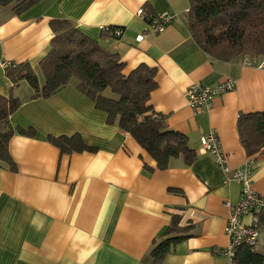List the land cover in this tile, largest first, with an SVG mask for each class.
Instances as JSON below:
<instances>
[{"label":"crops","instance_id":"crops-1","mask_svg":"<svg viewBox=\"0 0 264 264\" xmlns=\"http://www.w3.org/2000/svg\"><path fill=\"white\" fill-rule=\"evenodd\" d=\"M188 7V0H39L18 15L0 7V60L28 63L40 86L39 62L54 35V19L68 20L101 48L118 53L125 75L140 64L154 67L149 103L195 152L189 165L176 157L158 169L129 133L107 123L74 78L49 96L33 98L26 81L12 86L0 68V95L20 100L9 116L11 126L34 131L14 132L8 140L15 170L0 164V264H150L152 242L173 215L187 236L159 264H233L214 249L228 244L224 203L236 204L240 187L224 181L225 173L200 150V137L216 132L230 169L251 158L236 123L241 113L264 110V63L211 58L189 33ZM139 8L153 16L168 13L170 22L148 33ZM105 27L120 28V36H103ZM228 78L235 87L213 97L209 108L188 106L189 86ZM75 133L94 149L64 153L47 140ZM252 166V187L264 197V149ZM251 219L244 214L241 222Z\"/></svg>","mask_w":264,"mask_h":264},{"label":"trees","instance_id":"trees-1","mask_svg":"<svg viewBox=\"0 0 264 264\" xmlns=\"http://www.w3.org/2000/svg\"><path fill=\"white\" fill-rule=\"evenodd\" d=\"M39 0H0V7L9 6L11 12L20 14ZM187 25L193 41L211 58L229 61L244 55L264 57V0H188ZM148 22L154 16L148 13ZM54 33L47 53L40 59L43 75L40 86L28 63H20L5 70L6 76L16 85L24 80L33 91L31 97L49 96L74 78L76 88L86 95L95 108L106 113L107 123L129 133L155 161L156 168L168 167L171 158L181 157L186 165L195 159V152L188 145L187 137L166 124V116L153 109L149 103L155 88V68L140 64L129 74L122 73L123 63L116 52L105 50L80 32L65 19L50 21ZM114 27L103 36H112ZM108 90V94L105 91ZM20 100L0 95V164L10 170L16 166L8 152V140L14 132L32 136L31 127L13 128L10 114ZM237 132L246 154L254 156L264 149V110L241 113L237 117ZM47 140L61 152L71 153L94 148L86 145L82 137L72 135H48ZM146 172L153 168L144 165ZM171 191L179 192L171 189ZM260 231H264V207L255 213ZM173 215L170 224L154 239L148 256L150 264H159L171 247L185 238L186 228L178 226ZM233 264H264V252H256L252 246L238 244L231 258Z\"/></svg>","mask_w":264,"mask_h":264},{"label":"built area","instance_id":"built-area-1","mask_svg":"<svg viewBox=\"0 0 264 264\" xmlns=\"http://www.w3.org/2000/svg\"><path fill=\"white\" fill-rule=\"evenodd\" d=\"M137 14L142 18H146L144 10L139 8ZM168 13H160L151 18L148 22V33H159L170 22ZM105 27L104 30H109ZM113 35L120 36L121 29L113 28ZM143 36H138L141 39ZM16 64L11 61L0 60L1 69H10ZM235 87V80L232 78L217 82L214 85L193 84L185 91L186 101L190 108L195 111L207 109L211 106L212 99L220 93L232 90ZM200 150L211 155L214 164L225 173L224 181L232 179L236 181L240 187V197L236 204L230 205L228 202L224 204L229 206V212L224 227L225 234L228 238V244L223 248H215L218 254L225 255L229 259L233 256L234 247L238 244H244L254 247L258 243L261 231L258 226V217L255 215L262 207H264V197L260 196L252 187L251 175L253 170L252 158L247 159L241 166L230 169L227 165L226 157L220 150L218 136L214 130H210L200 137ZM244 214H251L252 219L249 224H243L241 217Z\"/></svg>","mask_w":264,"mask_h":264},{"label":"rangeland","instance_id":"rangeland-1","mask_svg":"<svg viewBox=\"0 0 264 264\" xmlns=\"http://www.w3.org/2000/svg\"><path fill=\"white\" fill-rule=\"evenodd\" d=\"M242 58L252 63H264V57H252L251 55L247 54L242 56ZM253 249L256 252H264V231L260 233L258 243L253 247Z\"/></svg>","mask_w":264,"mask_h":264}]
</instances>
